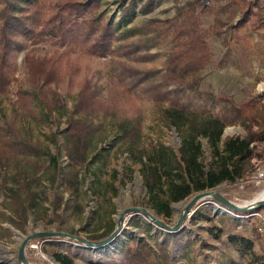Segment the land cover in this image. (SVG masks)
Returning <instances> with one entry per match:
<instances>
[{
  "label": "rangeland",
  "instance_id": "1",
  "mask_svg": "<svg viewBox=\"0 0 264 264\" xmlns=\"http://www.w3.org/2000/svg\"><path fill=\"white\" fill-rule=\"evenodd\" d=\"M193 1L154 0L153 10H149V0H102L101 10L107 18L122 26L118 34L124 35L123 32L133 28L143 30L150 22H156L153 28L162 31L165 27L157 25L158 23L175 18L181 11L187 10ZM250 1L255 4V0ZM257 1L259 8L253 5L241 10L230 0H199V6L196 5L201 27L207 32L212 62L206 69L191 76L190 80L198 83L199 93H191L190 96L194 109H200L201 105L208 108L206 116H220L227 103L239 104L254 99L258 107L264 104V0ZM250 10L253 16L246 25L236 28L241 19L247 18L245 12ZM152 37L153 33L145 38L136 35L117 40L112 47L114 55L99 58L81 55L74 57L72 66L64 70L65 77L71 78L73 87L70 93L65 84L58 87L51 85L67 101V109L50 114L44 104L37 102L33 111L36 116L34 118L40 116L38 120L31 118V115L25 120L18 117V114L23 115L22 109L25 108L20 103L18 92L19 83L25 77L24 58L28 50L18 56V70L8 94L0 96V148L5 130L14 122L21 135L45 151L46 160L50 161L52 156L61 152L60 163L65 169L67 156L63 149L62 132L67 127V120L85 81L95 97L106 104L111 100L115 89L120 92L121 97L111 100L114 106L112 112H101L96 117L89 118L100 129L93 137L88 160L80 172L81 214L72 208L73 197L62 186V178L53 186L52 172L42 168L36 173L39 166L34 161L23 160L18 167L11 165L5 168L1 164L4 160H1L0 258L8 264H21L18 259L19 249L28 236L63 232L88 240L91 236L115 232L122 215L125 220L120 234L105 249L83 248L78 241L65 238H58L53 242L40 239L35 241L44 242L41 250L54 264H60L53 257L55 253L68 256L72 259V264H129L125 255L115 251L127 247L131 239L146 241L154 249L161 242H168L173 264H229L231 261L239 264H264V236L258 233L254 218L250 217L249 212L231 210L213 197L196 204L178 232L182 234L179 238H164L162 234L178 233L162 230L153 221L144 220L140 212L128 213L131 209H145L156 219L173 227L180 221L188 205L201 194L194 193L184 201L173 203L175 208L170 218L158 216L151 208L148 189L144 183V171L157 167V162L152 158L159 145H163L171 153H177L183 139L187 137L186 128L179 129V126L170 124L161 116L153 101L146 99L140 90L135 92V81L140 76L147 73L157 75L158 72L163 74L170 65V43L145 48L136 54L135 47L144 45ZM33 49L34 55L40 58L64 50L50 44L30 47L29 51ZM121 80L126 82L125 88L133 87L132 94H124V89L117 83ZM115 115L121 119L134 120V126L136 121L139 122L142 127L141 149L146 151L143 161L136 162L126 146L117 141L119 130ZM254 129L259 131L258 127ZM246 136L247 131L241 124L228 127L219 146L223 148L227 137L244 139ZM197 143L201 147L198 162L204 171H208L216 166L214 149L209 138L199 137ZM255 150V160L264 170V142L256 143ZM256 169L252 162L251 170L246 175L248 179L243 182L244 189L240 188L241 181L235 184L224 182L205 192L216 191L235 206L244 207L264 192V180L260 186L251 182L252 177L256 176ZM19 170L28 172L30 182H34L31 191L39 195L36 208L28 211L23 229L19 228L16 207L5 191L7 187L18 190L13 177ZM37 181L38 184H35ZM54 190H58V195L63 196V202L69 203L65 210L63 205L61 210L56 211ZM21 196L25 198L24 194ZM27 205L28 202H25V206ZM86 250L91 252L87 253ZM33 254L27 248L28 260L36 263Z\"/></svg>",
  "mask_w": 264,
  "mask_h": 264
},
{
  "label": "trees",
  "instance_id": "2",
  "mask_svg": "<svg viewBox=\"0 0 264 264\" xmlns=\"http://www.w3.org/2000/svg\"><path fill=\"white\" fill-rule=\"evenodd\" d=\"M230 2L240 10L245 6L260 7L257 0L255 4L250 0ZM192 3L175 18L158 23L157 25L162 24L165 27L162 31L153 28L156 22H150L143 30L133 28L122 35L118 34L122 26L107 18L101 10L102 0H0V96L8 94L18 70V56L28 50L24 58L25 77L19 83L18 92L20 103L25 107L22 109L23 115L18 114V117L24 120L31 116L35 120L40 119V116L34 118L36 116L33 106L37 102L44 104L50 114L67 109V101L51 85L58 87L65 84L67 92L70 93L73 87L71 78L65 77L64 70L72 66L74 57L81 55L99 58L114 55L112 47L115 41L136 35L145 38L153 33V37L146 40L144 45L135 47L136 54L145 48L172 44L170 65L165 73H147L135 81V92L140 90L146 99L153 101L164 119L179 126V129L186 128L187 131V137L183 139L177 153H171L166 147L159 145L152 158L157 162V167L144 171V183L148 189L151 208L155 214L165 218L172 216L173 203L184 201L194 193L213 190L224 182L235 184L243 180L250 172L252 160L256 157V143L264 142V104L259 108L254 99L239 104L227 103L220 116H206L209 110L203 105L200 109L193 108L190 94L199 93V89L198 83L190 78L211 64L212 52L207 41V32L201 27L200 18L197 16L196 5L199 6V0ZM153 6L154 0H149V10H153ZM245 16L247 18L241 19L236 28L246 25L253 16L251 10L245 12ZM41 44H50L64 50L42 58L34 55V49L29 51L30 47ZM117 83L122 86L126 96L134 91L133 87L125 88L126 82L122 80ZM120 97V92L115 89L111 100ZM111 100L106 104L97 99L85 81L67 120V127L62 132L63 149L67 156L65 169L60 163L61 152L52 156L50 161L46 160L45 151L21 135L14 122L5 130L1 139L0 162L4 160L1 164L9 168L11 165L18 167L23 160L34 161L39 166L36 173L42 168L52 172L53 186L62 178V186L73 197L72 208L81 214L83 207L80 205V172L88 160L93 137L100 129L89 118L96 117L101 112H112L114 106ZM114 117L119 130L117 141L126 146L136 162L143 161L146 151L141 149L142 127L139 122L136 121L134 126L132 119H121L116 115ZM237 124L246 129V138L227 137L221 149L219 144L225 129ZM199 137L209 138L214 149L216 166L208 171H204L198 162L201 154V147L197 143ZM13 181L18 190L5 185V191L7 195L9 193L8 197L16 207L19 228L23 229L28 211L36 208L39 195L31 191L34 182H30L27 171L19 170ZM57 191L54 194L55 209L61 210L65 205V210L69 203L63 202V196L58 195ZM22 194L25 195L24 199ZM25 202H28L27 206ZM111 234L109 231L91 236L88 240L101 242ZM181 235L162 234L164 238H179ZM57 239L52 237L40 240L53 242ZM127 245L116 249L115 253L125 255L129 264L174 262L168 242H161L156 249L148 242H139L136 239H131ZM53 257L60 264L73 263L71 258L61 253H55ZM0 264L7 263L0 259ZM229 264L239 263L231 261Z\"/></svg>",
  "mask_w": 264,
  "mask_h": 264
},
{
  "label": "water",
  "instance_id": "3",
  "mask_svg": "<svg viewBox=\"0 0 264 264\" xmlns=\"http://www.w3.org/2000/svg\"><path fill=\"white\" fill-rule=\"evenodd\" d=\"M211 197L215 198L218 202H220L221 204L230 208L231 210H235L238 212H250V211L264 210V199H262L259 202L252 204L251 206L239 207V206H235L232 202H230L229 200H227L223 196L219 195L216 191H211V192H204V193L197 195L194 198V200L188 205L186 210L183 212V215H182L180 221L173 227H170V226L166 225L165 223H163L161 220L156 219L150 212H148L145 209H131L128 211V213L129 212H137V213L140 212L143 214L142 217L144 220L153 221L162 230H165L166 232H169V233H178V232H180L181 227L183 226V223L185 222L187 216L193 211V208L196 206V204L199 203L201 200L211 198ZM172 208H175V206L172 205ZM124 220H125V216L122 215L120 218V224H119V227L117 228V230L115 232H113L109 238H107L106 240L101 241V242H91L89 240H84L81 238H75L72 235H69V234L63 233V232H45V233H37V234L31 235V236H28V237L24 238V240L21 244V247L19 249V255H18L19 262L21 264H33L32 262H30L28 260L27 255H26L28 245H29V243H31L35 240H38V239H42V238L56 237V238H62V239L63 238L73 239L75 241H78L80 243V245L79 244H77V245H79L80 247H83V248H90L93 250L94 249H103V248L105 249V248L109 247L110 245H112V243H114V241H116L117 237L120 234L121 226H122ZM1 260L4 261L3 259H1ZM4 262L8 264V262H6V261H4Z\"/></svg>",
  "mask_w": 264,
  "mask_h": 264
},
{
  "label": "built area",
  "instance_id": "4",
  "mask_svg": "<svg viewBox=\"0 0 264 264\" xmlns=\"http://www.w3.org/2000/svg\"><path fill=\"white\" fill-rule=\"evenodd\" d=\"M252 162L254 163L257 169H256V176L252 177L253 180H251V182H254L256 183L257 186H260L264 180V170H262V168L259 167V163L257 162V160H255V158L252 160ZM245 179H248V177H245L243 180H241L242 182V184L240 185L241 189L245 188V186L243 185V182H245L244 181ZM252 204H254V201L248 202L246 206H251ZM249 213H250V217L254 218L256 222V229L258 233L264 236V210L250 211ZM43 245H44V242H40V241H33L29 243L28 250H31L34 252L33 255L36 260V263L34 262L33 264H41V263L44 264L45 262L54 264L49 260L46 254L42 252L41 248Z\"/></svg>",
  "mask_w": 264,
  "mask_h": 264
},
{
  "label": "bare ground",
  "instance_id": "5",
  "mask_svg": "<svg viewBox=\"0 0 264 264\" xmlns=\"http://www.w3.org/2000/svg\"><path fill=\"white\" fill-rule=\"evenodd\" d=\"M262 199H264V192L262 194H260L255 200L254 203L261 201Z\"/></svg>",
  "mask_w": 264,
  "mask_h": 264
}]
</instances>
